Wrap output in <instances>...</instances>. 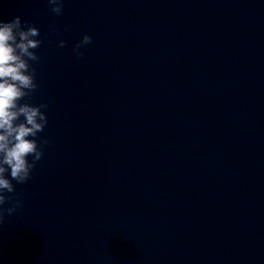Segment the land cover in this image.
I'll list each match as a JSON object with an SVG mask.
<instances>
[{
  "label": "clouds",
  "instance_id": "obj_1",
  "mask_svg": "<svg viewBox=\"0 0 264 264\" xmlns=\"http://www.w3.org/2000/svg\"><path fill=\"white\" fill-rule=\"evenodd\" d=\"M48 3L57 16L63 13L64 0H48ZM39 36L40 30L22 22L19 16L10 21L0 20V224L5 213L11 215L23 206L14 195L13 181L25 184L31 179L36 164L44 155L43 148L49 143L45 138L38 139V134L48 124L42 111L47 104L20 103L38 88L36 69L30 62L40 60L35 51L42 44ZM91 43L92 37L84 35L75 45L72 51L77 59L83 57L80 49ZM65 46L66 42L60 41L59 47ZM6 204L11 206L3 207Z\"/></svg>",
  "mask_w": 264,
  "mask_h": 264
}]
</instances>
